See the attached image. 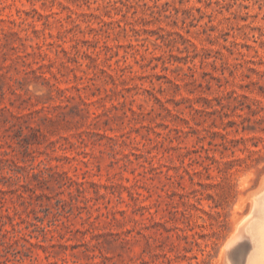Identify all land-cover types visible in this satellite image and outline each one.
Here are the masks:
<instances>
[{
  "label": "rangeland",
  "instance_id": "374dc122",
  "mask_svg": "<svg viewBox=\"0 0 264 264\" xmlns=\"http://www.w3.org/2000/svg\"><path fill=\"white\" fill-rule=\"evenodd\" d=\"M263 204L264 0H0V264H259Z\"/></svg>",
  "mask_w": 264,
  "mask_h": 264
},
{
  "label": "bare ground",
  "instance_id": "6f19581e",
  "mask_svg": "<svg viewBox=\"0 0 264 264\" xmlns=\"http://www.w3.org/2000/svg\"><path fill=\"white\" fill-rule=\"evenodd\" d=\"M264 205V204H263ZM262 205V206H263ZM263 208H264V206H263ZM251 210V209H250ZM262 211V210H261ZM261 213V212H260ZM259 214V213H258ZM262 215V214H261ZM249 219V218H248ZM251 219V218H250ZM253 221V220H252ZM257 221V220H256ZM264 221V220H263ZM255 224V223H254ZM257 224H259V223H257ZM241 225V224H240ZM253 224H251V222H250V220L249 221H247L246 220V222H244L240 227H238V230H237V232H238V234H244V233H248V232H254V234H251V233H249L250 235H251V237H250V239L251 238H253L252 240V242H254L255 241V243L257 244L256 245V247H258V248H260V252H261V256H260V258H261V262L259 263V264H264V223H261L260 224V227L258 228V230H257V228L255 229V228H253V226H252ZM256 225V224H255ZM237 228V227H236ZM236 232V233H237ZM235 234V233H234ZM235 236V235H234ZM239 236V235H238ZM241 236V235H240ZM253 236V237H252ZM242 238V237H241ZM239 238L237 237V236H235V237H232L231 238V241H237ZM239 241V240H238ZM251 242V243H252ZM230 246V245H229ZM253 247V246H252ZM259 250V249H258ZM257 252V251H256ZM259 253V252H258ZM255 254V253H254ZM257 254V253H256ZM258 255H260V254H258ZM256 256V257H254V258H257V257H259V256ZM255 256V255H254ZM253 260H255V259H253ZM251 261V260H250ZM257 261V260H256ZM255 261V262H256ZM254 262V263H255ZM259 262V261H258ZM249 264V263H248Z\"/></svg>",
  "mask_w": 264,
  "mask_h": 264
}]
</instances>
